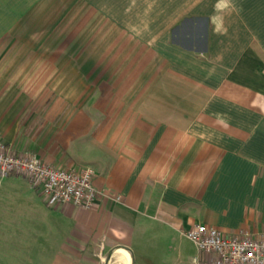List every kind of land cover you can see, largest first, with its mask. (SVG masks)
<instances>
[{
	"label": "crops",
	"instance_id": "obj_1",
	"mask_svg": "<svg viewBox=\"0 0 264 264\" xmlns=\"http://www.w3.org/2000/svg\"><path fill=\"white\" fill-rule=\"evenodd\" d=\"M55 2L0 0V140L91 167L97 196L89 209L48 206L24 177L0 175V264H192L206 260L183 235L193 224L258 232L264 0H60L77 23L91 19L95 51H66L76 67L48 55L38 85L36 69L10 63L14 33L47 23Z\"/></svg>",
	"mask_w": 264,
	"mask_h": 264
},
{
	"label": "built area",
	"instance_id": "obj_2",
	"mask_svg": "<svg viewBox=\"0 0 264 264\" xmlns=\"http://www.w3.org/2000/svg\"><path fill=\"white\" fill-rule=\"evenodd\" d=\"M19 175L39 192L48 206L70 203L81 209L94 205L97 191L91 167L67 169L43 162L35 153L14 154L0 140V175ZM200 257L192 264H264V226L256 233L227 234L214 226L196 223L183 231Z\"/></svg>",
	"mask_w": 264,
	"mask_h": 264
},
{
	"label": "rangeland",
	"instance_id": "obj_3",
	"mask_svg": "<svg viewBox=\"0 0 264 264\" xmlns=\"http://www.w3.org/2000/svg\"><path fill=\"white\" fill-rule=\"evenodd\" d=\"M62 7L63 5L60 4V0H57L55 3H49L48 8L50 9L48 10L47 23H21L20 29L15 30L14 33L15 36H19L22 39L20 44V59L13 62L11 60L10 63H15V66L21 69H36L38 85L48 86V67L51 62L53 64L57 63L58 66L68 63L69 67H76V59H62V55L66 51L71 53L70 57L72 55L75 56L76 52L81 49L86 56L91 55L90 53L95 51L93 44L95 30L92 27V23H90L91 19L87 20L85 18L84 23H77V6H70L69 12H62ZM28 40L31 43H28ZM48 55H53L56 59L50 62ZM81 63L85 64L88 75L84 77L85 87H88L92 83L93 78L90 76L93 61L86 59L79 61V65ZM25 77L27 78L28 76L22 75V78ZM56 82L58 84L62 82V77L59 76ZM83 94L88 98L91 92L85 90ZM46 95L39 90L38 100H43Z\"/></svg>",
	"mask_w": 264,
	"mask_h": 264
},
{
	"label": "trees",
	"instance_id": "obj_4",
	"mask_svg": "<svg viewBox=\"0 0 264 264\" xmlns=\"http://www.w3.org/2000/svg\"><path fill=\"white\" fill-rule=\"evenodd\" d=\"M184 21H187V20H184ZM176 29H177V27L174 30H176Z\"/></svg>",
	"mask_w": 264,
	"mask_h": 264
}]
</instances>
